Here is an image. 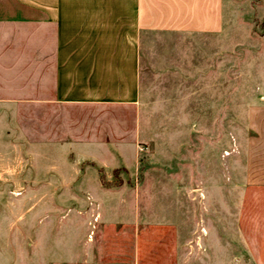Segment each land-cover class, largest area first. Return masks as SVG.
<instances>
[{
  "label": "rangeland",
  "instance_id": "obj_1",
  "mask_svg": "<svg viewBox=\"0 0 264 264\" xmlns=\"http://www.w3.org/2000/svg\"><path fill=\"white\" fill-rule=\"evenodd\" d=\"M18 39L0 98L38 70ZM138 65L133 104L0 100V264H264V0L143 32Z\"/></svg>",
  "mask_w": 264,
  "mask_h": 264
},
{
  "label": "crops",
  "instance_id": "obj_2",
  "mask_svg": "<svg viewBox=\"0 0 264 264\" xmlns=\"http://www.w3.org/2000/svg\"><path fill=\"white\" fill-rule=\"evenodd\" d=\"M223 24L224 0H0V41L19 38L29 51L37 46L38 55V70L20 75L28 80L23 97L0 100L45 112L133 104L143 32L217 33ZM23 54L31 58L28 51ZM255 159L264 163L262 155Z\"/></svg>",
  "mask_w": 264,
  "mask_h": 264
}]
</instances>
